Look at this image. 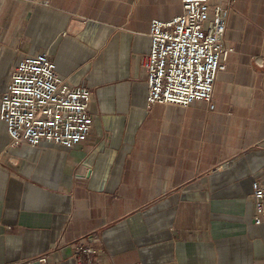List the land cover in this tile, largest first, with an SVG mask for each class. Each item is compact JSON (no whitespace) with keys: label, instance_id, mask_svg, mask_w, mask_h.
<instances>
[{"label":"crops","instance_id":"crops-1","mask_svg":"<svg viewBox=\"0 0 264 264\" xmlns=\"http://www.w3.org/2000/svg\"><path fill=\"white\" fill-rule=\"evenodd\" d=\"M44 1L0 0V90L46 51L90 89L92 124L71 147L10 145L0 119V264L264 263L251 199L264 177V0H209L228 6L230 48L213 110L146 102L150 20L181 0Z\"/></svg>","mask_w":264,"mask_h":264},{"label":"built area","instance_id":"built-area-1","mask_svg":"<svg viewBox=\"0 0 264 264\" xmlns=\"http://www.w3.org/2000/svg\"><path fill=\"white\" fill-rule=\"evenodd\" d=\"M181 7V13L169 19L150 20L149 50L139 57L146 73V102L187 106L204 100L213 110L214 81L230 50L224 44L228 6L181 0ZM90 98V89L70 85L60 77L46 51L23 56L0 90V119L5 122L9 144L38 145L49 140L71 147L83 141L92 124ZM251 199L253 220L259 224L264 221V177L251 181ZM83 250L96 253L92 246Z\"/></svg>","mask_w":264,"mask_h":264}]
</instances>
